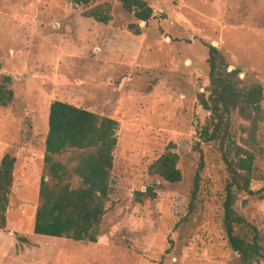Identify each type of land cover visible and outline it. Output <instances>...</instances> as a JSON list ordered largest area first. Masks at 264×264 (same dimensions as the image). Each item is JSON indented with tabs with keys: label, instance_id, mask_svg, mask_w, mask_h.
<instances>
[{
	"label": "rangeland",
	"instance_id": "obj_1",
	"mask_svg": "<svg viewBox=\"0 0 264 264\" xmlns=\"http://www.w3.org/2000/svg\"><path fill=\"white\" fill-rule=\"evenodd\" d=\"M145 1L154 17L134 35L127 30L133 16L116 0H96L110 7L107 24L68 0H0V83L10 76L13 91L11 103L0 107V159L16 158L0 264H242L224 231L222 144L200 136L208 114L197 93L208 85L205 44L218 47L245 84L264 86V0ZM54 100L118 122L96 243L33 232ZM261 105L264 110V99ZM249 125L233 112L223 146L254 154V193H239L235 209L264 246V116L253 143ZM169 147L179 156L178 183L149 174ZM152 185L155 198L135 200ZM253 264H264V257Z\"/></svg>",
	"mask_w": 264,
	"mask_h": 264
},
{
	"label": "trees",
	"instance_id": "obj_2",
	"mask_svg": "<svg viewBox=\"0 0 264 264\" xmlns=\"http://www.w3.org/2000/svg\"><path fill=\"white\" fill-rule=\"evenodd\" d=\"M68 1L83 7V15L97 22L107 24L111 20L108 4H96V0ZM116 1L134 18L127 25V30L134 35L141 34L140 23L144 22L145 26L149 23L154 17L153 9L145 0ZM205 45L208 51V85L204 92L197 93V99L207 112L208 120L201 128L200 136L207 142L220 141L222 144L228 175L222 201L225 235L241 263L253 264L264 257V246L260 243L257 228L236 211L235 204L239 193H254L251 189L254 154L250 149L235 144L224 147L223 142L229 138L233 112L250 122L248 138L254 142L258 122L264 116L261 105L264 86L260 83L245 84L237 69H229L227 57L218 47ZM10 83L11 77L7 75L0 83V107L9 105L13 99ZM117 129L118 122L113 118L60 100L50 103L43 171L33 223L35 234L77 242H97L111 190ZM178 160V154L169 147L150 164L149 174L169 183H178L182 180ZM15 162V156L10 153H5L0 159V229L6 227ZM201 168L202 164L194 179L191 209L199 192ZM155 197L153 185L135 194V200L139 202ZM237 228L244 234L239 235Z\"/></svg>",
	"mask_w": 264,
	"mask_h": 264
},
{
	"label": "water",
	"instance_id": "obj_3",
	"mask_svg": "<svg viewBox=\"0 0 264 264\" xmlns=\"http://www.w3.org/2000/svg\"><path fill=\"white\" fill-rule=\"evenodd\" d=\"M142 24H144V22H142ZM230 70H232V68Z\"/></svg>",
	"mask_w": 264,
	"mask_h": 264
}]
</instances>
